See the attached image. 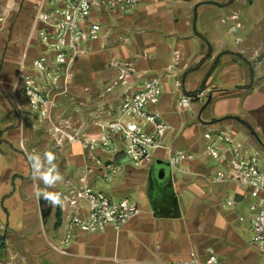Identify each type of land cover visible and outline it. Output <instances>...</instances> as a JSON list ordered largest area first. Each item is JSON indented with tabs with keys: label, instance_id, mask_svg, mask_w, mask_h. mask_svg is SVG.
Returning <instances> with one entry per match:
<instances>
[{
	"label": "crops",
	"instance_id": "obj_1",
	"mask_svg": "<svg viewBox=\"0 0 264 264\" xmlns=\"http://www.w3.org/2000/svg\"><path fill=\"white\" fill-rule=\"evenodd\" d=\"M38 2L2 0L0 12L2 264L170 263L191 251L199 260L214 253L219 264H264V255L250 243L254 200L233 182L211 180L218 172H231L204 153L202 135L203 126L228 128L236 137L241 131L245 139L264 146L247 120L264 116V59L257 60L262 51L252 43L264 22V0H149L126 13L95 12L103 39L87 46L74 69L83 60L104 63L114 58L122 70L131 71L123 81L121 70L112 78L103 63L97 69L85 68L83 75L73 70L70 110L80 111L81 117L74 118L69 110L70 119L93 124L100 108L117 107L125 94L158 77L163 94L150 109L170 125L164 143L195 154L193 161L179 166L166 161L163 150L155 153L152 164L141 166L112 157L121 171L109 180L102 164L79 143L67 140L46 151L26 148L28 118L21 109L26 101L18 76L22 63L30 67L41 51L32 30ZM107 28L116 39L124 38L112 55L101 52L109 39ZM173 72L183 80L181 91L174 87ZM201 91L204 97L191 109H176L180 93ZM45 176L52 177L50 183ZM82 177L94 190L135 201L139 215L120 231L110 226L102 233L79 232L70 224L71 217L86 216L88 204L82 199L77 207L70 205L69 193ZM230 199L234 207L226 204ZM42 200L52 207L47 218L41 215ZM68 234L72 239L66 244Z\"/></svg>",
	"mask_w": 264,
	"mask_h": 264
},
{
	"label": "built area",
	"instance_id": "obj_2",
	"mask_svg": "<svg viewBox=\"0 0 264 264\" xmlns=\"http://www.w3.org/2000/svg\"><path fill=\"white\" fill-rule=\"evenodd\" d=\"M149 0H39L32 19V30L41 43L40 53L30 67L22 63L18 80L22 89L38 105L52 104L45 93L66 91L72 79V69L86 53L90 43L103 39V25L94 19L95 12H128ZM174 87L181 91L183 80L178 73H171ZM60 88V89H59ZM163 94L158 77L148 78L131 94H125L117 107L107 106L97 112L93 124L85 130H76L68 139L81 144L97 163L108 180L120 173V166L112 157H126L131 164H152L155 153L165 152V160L173 166L193 161L195 154L166 145L164 139L170 130L162 115L150 109ZM204 97V92L191 95L180 93L175 105L178 111L189 110L194 101ZM45 113V112H43ZM94 128V130H90ZM204 153L231 172H218L213 182H233L249 191L254 203L252 237L250 243L264 255V146L258 142L244 141L228 128H209L203 133ZM102 158H105L102 161ZM107 158V159H106ZM70 205L78 206L79 200L88 204V213L71 217L72 227L82 233H102L112 226L120 231L140 213L138 204L130 198H116L86 184L79 179L69 193ZM65 198L68 199V196ZM226 204L234 207L235 202ZM72 235L68 234V244ZM1 264V263H0ZM148 264H219L214 253L199 260L195 252L178 262Z\"/></svg>",
	"mask_w": 264,
	"mask_h": 264
},
{
	"label": "rangeland",
	"instance_id": "obj_3",
	"mask_svg": "<svg viewBox=\"0 0 264 264\" xmlns=\"http://www.w3.org/2000/svg\"><path fill=\"white\" fill-rule=\"evenodd\" d=\"M2 11V0H0V12ZM105 30L106 37H109L108 42L105 43L104 50L102 49L101 52H106L108 55H112L113 52L116 50L117 47L121 46L120 41L124 38H117L114 36L113 32L107 28ZM242 33H246V30H243ZM255 39L252 43H256V45L259 47V50L261 49L262 53H264V22L260 25V28H257L254 33ZM125 41V40H124ZM38 44L41 45L39 39ZM112 53V54H111ZM263 61V60H262ZM258 62V61H257ZM98 63H103L100 60H83L81 63L75 68L73 67L72 71H77L78 74L85 71V68L93 67L94 69H97ZM78 64V63H76ZM109 64V66H108ZM103 67L108 70L112 71L110 74V77L113 78L115 75V71L118 70L122 72L121 75L125 76L123 79H128V73L131 71L130 67H122L117 63V61L112 58L105 60L103 63ZM112 78L110 80H112ZM122 78V77H121ZM120 81V79H119ZM69 89L66 91H50L45 93L46 99L50 101L52 104H48L47 106L38 105L32 102V99L26 95L24 91H22V95L24 97V100L26 101V106L21 107L22 112H24L26 117L28 118L26 121V129H27V136L29 137V140L27 141L26 148L28 150H32L34 148L43 147L44 151L49 149H56V147H61L63 143H65L67 140L68 142H71L68 139V135L73 134L76 132V130H85L89 125H84V119H70L71 116H77V118H80L81 115L76 111H71L70 109L72 107L69 100L72 98V95H70V84ZM60 89V88H59ZM132 91V89H130ZM63 97V98H62ZM79 106V104L77 103ZM17 109L20 111L21 109L17 107ZM73 109V108H72ZM71 116L69 115L70 111ZM60 111V112H59ZM69 111V112H68ZM45 112V113H43ZM59 112V113H58ZM69 117V119L67 118ZM250 124L256 129L258 133V137L264 142V116L261 115L259 119H247ZM90 122V121H88ZM211 128L210 126L202 127V135L206 129ZM38 137V138H36ZM239 140L244 141H251V139H245L242 136V132L239 131L238 135L236 137ZM121 163V162H120ZM130 162H125L123 164H129ZM1 238V236H0ZM3 260L0 255V263L2 264Z\"/></svg>",
	"mask_w": 264,
	"mask_h": 264
},
{
	"label": "water",
	"instance_id": "obj_4",
	"mask_svg": "<svg viewBox=\"0 0 264 264\" xmlns=\"http://www.w3.org/2000/svg\"><path fill=\"white\" fill-rule=\"evenodd\" d=\"M264 59V53L260 54L257 58L259 62H261ZM129 160L126 157H121V163L128 162ZM161 164L169 166V163L161 162ZM40 205L42 206L41 209V215L43 218H47L52 211V207L48 205V200H42L40 202ZM2 242L5 243V236H2Z\"/></svg>",
	"mask_w": 264,
	"mask_h": 264
},
{
	"label": "clouds",
	"instance_id": "obj_5",
	"mask_svg": "<svg viewBox=\"0 0 264 264\" xmlns=\"http://www.w3.org/2000/svg\"><path fill=\"white\" fill-rule=\"evenodd\" d=\"M48 156H49V158H51L52 157V155L51 154H47ZM44 179H45V181L46 182H48V183H50L51 182V179H52V177H50V176H45L44 177ZM51 199H53V200H55L56 199V197H50Z\"/></svg>",
	"mask_w": 264,
	"mask_h": 264
},
{
	"label": "trees",
	"instance_id": "obj_6",
	"mask_svg": "<svg viewBox=\"0 0 264 264\" xmlns=\"http://www.w3.org/2000/svg\"><path fill=\"white\" fill-rule=\"evenodd\" d=\"M223 55V54H222Z\"/></svg>",
	"mask_w": 264,
	"mask_h": 264
}]
</instances>
